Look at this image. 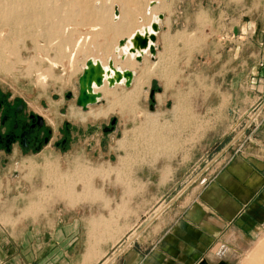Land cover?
Listing matches in <instances>:
<instances>
[{
  "label": "crops",
  "instance_id": "crops-1",
  "mask_svg": "<svg viewBox=\"0 0 264 264\" xmlns=\"http://www.w3.org/2000/svg\"><path fill=\"white\" fill-rule=\"evenodd\" d=\"M148 1L149 18L139 17ZM80 2L77 41L80 44L82 39L81 44L85 45L89 40L92 44L83 49L85 65L88 60L103 65L102 59L108 64L113 50L119 53L120 41L141 32L138 21L145 28L152 24L153 17L162 15L154 43L155 56L145 54L141 62H135L206 65L214 44L220 49L221 66H228L229 51L236 49L240 76L256 84L254 91L258 95L254 98L259 103L254 114L262 112L263 116L256 131L248 135L247 122L242 134L227 144L225 152L241 139L243 151L232 155L199 187L163 204L159 213L140 224L130 220V228L118 240L110 233L118 225L124 226L125 221L112 213L113 199L123 192L106 187L99 190L100 197L75 201L74 195H82V191L38 190L35 184L48 179L42 171H0V264H101L127 235L131 238L106 264H232L264 231V0H94L91 7L86 9L84 5L82 11ZM209 2L216 4L208 7ZM81 17L85 19L82 32ZM111 23L119 28L114 30ZM104 142L98 143L94 136L79 140L68 154L55 157L56 151L48 150L50 158L62 161L61 172L74 176L77 163L100 161V153L107 166L110 158L106 154L112 148Z\"/></svg>",
  "mask_w": 264,
  "mask_h": 264
},
{
  "label": "rangeland",
  "instance_id": "rangeland-1",
  "mask_svg": "<svg viewBox=\"0 0 264 264\" xmlns=\"http://www.w3.org/2000/svg\"><path fill=\"white\" fill-rule=\"evenodd\" d=\"M46 1L47 4L51 2V5L48 4L50 10L58 7L52 10L54 14L58 12L54 15V19L48 21L49 24L52 22L50 25L60 26L57 33L52 29L46 35L43 26L32 29H13L11 26V30L9 27L0 26V59L10 66L8 71L0 68V90L21 98L30 109L42 113L55 130L53 143L61 137L59 130L63 128L65 122H69L70 127L77 126L79 129L89 123L98 126L102 122L109 123L112 118H116V131L113 134L107 135L98 129L94 135L85 137L86 140L94 136L98 143L104 140L109 144L112 149L106 154V157L110 158L107 166L103 163L104 154L100 153L101 158L97 159L100 161L94 159L92 163L80 162L74 167L75 171L78 168L107 169L109 172H103L109 175L93 172L90 176L89 174L82 176L73 172L74 176L66 177L64 172H61L64 170L62 161L50 158L49 150H44L39 156L22 157V159L20 152L17 151L1 170L42 171L47 175L46 166L51 163L57 174L49 176L46 183H36L35 186L38 190L44 188L55 192L56 188L58 189L55 184L57 180L67 182L66 184L71 185V190L84 193L75 194L76 201H85L88 196L100 197L101 193L98 190L106 187L123 192L117 193L116 199H113L115 209L112 213L117 215L118 219L125 221L124 226L118 225L117 229L110 233L111 237L118 240L130 228V220L140 224L146 217L159 213L164 207L163 204L199 187L209 180L217 169L227 163L232 155L243 151L244 147L240 146L243 143L241 139L225 152L227 144L242 134L247 122L249 129L246 135L256 131L255 126L261 122L263 113L254 114L259 103L255 102L254 98L256 84L252 79L246 82L245 78L240 76L242 72L239 70L240 62L236 58V49L229 51L228 66H221L220 49L217 50L214 44H212V57L206 65L158 66L152 64L150 60L141 65L131 59L130 62L134 64L131 68L137 73L134 86L126 88L118 85L108 88L106 85L108 96L105 97L102 93L100 103L90 106L86 111L105 108L111 94L121 95L123 92L134 91L139 88V80L146 78L148 82L140 89L141 96L135 105L137 110L132 111L135 114L119 112V108H116V111L104 118H88L85 121L73 118L72 111L86 112L76 106L75 97L78 95V78L85 64L83 49L92 44L88 40L83 45L82 39L78 44L79 2L77 0ZM93 3L94 0H86V3L81 0V11L84 5L87 9ZM215 4L209 2L208 7ZM149 14L151 7L148 1L143 13H139V17L149 18ZM84 20L80 18L81 32L84 28ZM141 24L138 21L137 27L141 28ZM89 26H85L86 30ZM79 45L81 52H78ZM72 54H75L74 61L70 60ZM53 61L57 63L55 67L50 64ZM144 74L146 77L143 76ZM151 91H154L153 100L149 98ZM68 92L72 93L73 99L66 98ZM151 105L153 109L150 108ZM66 110L67 113L64 114ZM145 114L153 118L157 117L159 126L162 125L160 134L163 135L160 139L157 138L158 141L161 140L160 142H154L153 138L150 140L151 135L147 134L148 131L143 133L144 136L147 135L146 137L142 135L143 130L140 133V123L144 121ZM78 138L81 141L84 139L81 134H78ZM100 148L102 149L101 145ZM60 154L56 152L53 157ZM28 159L33 169L29 167ZM84 184H89L93 192L91 193L90 189L85 195ZM68 185L65 188H68ZM143 214L145 216H142ZM263 236L264 231L252 243L251 248L232 264H242ZM129 238L130 235H127L119 241L111 255H108L101 264H106Z\"/></svg>",
  "mask_w": 264,
  "mask_h": 264
},
{
  "label": "bare ground",
  "instance_id": "bare-ground-1",
  "mask_svg": "<svg viewBox=\"0 0 264 264\" xmlns=\"http://www.w3.org/2000/svg\"><path fill=\"white\" fill-rule=\"evenodd\" d=\"M52 1V0H51ZM79 2V0H77ZM76 1V2H77ZM51 5V2L48 3ZM47 4V1L46 0H0V26L1 27H9V29L12 28L13 29H32V27H36V26H40V27H44V32L46 33H49L50 30L54 31V32H58V28L60 26H56V25H50L52 24V22L49 24L48 21L50 19H54V15H56V13H58L56 10V13L54 14L52 10H54L55 8H58V7H55L54 9H51L50 10V7H48L49 5ZM136 4V3H135ZM138 4V3H137ZM79 5V3H78ZM128 6V5H127ZM54 7V6H53ZM130 7V6H129ZM133 8V7H132ZM135 8V7H134ZM138 8V7H136ZM93 9V8H92ZM166 9V7H165ZM130 10V9H129ZM155 10V9H154ZM160 10V8H159ZM162 10V9H161ZM160 10V11H161ZM164 10V9H163ZM128 11V10H127ZM135 11V10H134ZM157 11V10H156ZM129 12V11H128ZM127 13V12H126ZM62 15V14H61ZM124 15V13H123ZM150 15V14H149ZM125 16V15H124ZM132 16V14H131ZM53 17V18H51ZM57 17V16H56ZM124 18V17H123ZM126 18V17H125ZM148 18V17H147ZM156 17H153L152 19L154 20ZM134 19V18H133ZM125 20V19H124ZM144 20V19H143ZM142 20V21H143ZM156 20V19H155ZM145 21V20H144ZM147 21H149V19H147ZM122 22V21H121ZM124 22V21H123ZM146 22V21H145ZM101 24V22H99ZM126 23V22H125ZM124 23V24H125ZM130 23V22H129ZM55 24V23H54ZM105 24V23H104ZM108 23L106 22V25ZM112 24V23H111ZM123 24V26H124ZM132 24V22H131ZM102 25V24H101ZM115 25V24H112V26ZM119 25V24H118ZM122 25V24H120ZM128 25V24H127ZM145 25V24H144ZM150 25L151 23H148L145 27H148L150 28ZM47 26V27H45ZM103 26V25H102ZM105 26V25H104ZM122 26V29L124 28ZM129 26V25H128ZM99 27V26H98ZM97 27V28H98ZM109 27V24L108 26ZM111 27V26H110ZM114 27V26H113ZM112 27V28H113ZM115 27H118V26H115ZM115 27H114V30H115ZM127 27V26H126ZM133 27V26H132ZM131 27V29H132ZM140 31L142 32L144 26H140ZM97 28H94L97 30ZM119 28V27H118ZM121 28V27H120ZM130 28V26H129ZM139 29V28H138ZM2 30V29H1ZM11 30V29H10ZM57 30V31H56ZM103 30V29H102ZM105 30V29H104ZM113 30V31H114ZM118 29L116 28V31ZM121 30V29H120ZM24 31V30H23ZM51 31V32H52ZM112 31V33H113ZM2 32V31H1ZM4 32V31H3ZM21 32V31H20ZM53 32V33H54ZM110 32V30H109ZM121 32V31H120ZM118 32V33H120ZM123 32V31H122ZM125 32V31H124ZM102 33V32H101ZM111 33V34H112ZM115 33V32H114ZM113 33V35H114ZM51 34V33H50ZM109 34V33H108ZM124 35L127 34V33H123ZM7 35V34H6ZM97 35V34H96ZM119 35V34H118ZM112 36V35H111ZM114 36H117V35H114ZM7 37V36H6ZM5 38V37H4ZM3 38V39H4ZM114 39V37H112ZM77 42V41H76ZM110 43V42H109ZM7 44V43H6ZM104 44V43H103ZM106 45V44H105ZM104 45V46H105ZM78 46V45H77ZM76 46V48H77ZM100 46V45H99ZM102 45V48L104 47ZM96 48V47H95ZM94 48V50H95ZM99 48V47H97ZM101 48V47H100ZM101 48V49H102ZM106 49V48H105ZM76 50V49H75ZM106 51V50H105ZM110 51V50H109ZM108 51V52H109ZM100 52V51H98ZM102 52V51H101ZM104 52V51H103ZM72 53V52H71ZM124 53H127V51H122L120 50L119 53L117 52H114L113 50V54L112 55V61L114 63V68L115 69H118V70H130L132 71L133 73L135 72L131 67L134 65L133 63L130 62L131 59H135V56H131V55H128L126 54V58L125 60H122L120 57L124 54ZM88 54V53H87ZM91 54V53H89ZM94 54V53H93ZM106 54V53H104ZM112 54V53H111ZM110 54V55H111ZM148 54V53H147ZM74 55L75 54H72L70 55V60L71 61H74ZM103 55V53H102ZM76 57V56H75ZM89 57V56H88ZM93 57V56H92ZM96 57V56H95ZM94 59H97V58H94ZM104 60V61H102ZM101 61L104 62L103 66L104 67H107V61L105 59H102ZM119 60V61H118ZM52 61V60H51ZM50 61V62H51ZM0 68L3 69V70H10V66L3 63L2 60L0 59ZM51 66L55 67V65L57 64L55 61H53L52 63H50ZM70 65V64H69ZM84 67H85V64H84ZM84 67L82 68V71L84 69ZM135 74V73H134ZM40 76V75H39ZM42 76V75H41ZM143 76L146 77V75L144 74ZM143 78V77H142ZM141 78V79H142ZM38 79V78H37ZM41 79H45V77H41ZM146 82H148L146 80V78H143L141 81L139 80L138 82V85H139V88L138 89H135L134 91H127V92H123L121 95H117V94H111V98L107 99V102H108V105L105 107V108H101L99 109L98 111H94V110H89L87 112H75V111H72L71 112V117L73 118H79L80 120L82 121H85L87 120L88 118H94V119H99V118H104L106 116H108L111 112H114V110L116 111V108L118 109L119 108V112H132L133 110H137V108L135 109V105H136V102L137 100L140 98L141 96V92H140V89L143 88L146 84ZM134 84V83H132ZM106 85L108 87V84L107 82H105L104 86L101 87V88H98L96 89L95 91H98V92H101V94L103 93V95L105 97L108 96L109 93H107V89H106ZM118 86V85H116ZM110 88V87H108ZM114 88V87H113ZM110 92V91H108ZM122 92V91H121ZM113 93V92H112ZM136 112V111H135ZM133 114H135L134 112H132ZM144 121H142L140 123V127H139V131L141 133V131L143 130L142 132V135L144 133V131H148L147 134H150L151 138H153V141L157 143V138L159 137V139L162 137L163 134H160L162 132H160V129L162 128V125L159 126L158 124V120H157V117L156 118H153L151 116H147V114L144 115ZM139 126V125H138ZM137 126V127H138ZM141 135V136H142ZM146 135V134H145ZM161 135V136H160ZM144 136V135H143ZM147 136V135H146ZM144 136V137H146ZM149 136V135H148ZM125 141V140H123ZM161 141V140H160ZM158 141V142H160ZM121 143V142H120ZM124 143V142H122ZM120 145V144H119ZM122 147V146H120ZM125 163V162H124ZM101 165V164H100ZM29 167L31 169H33V166L30 164ZM46 168H48L47 170V175L48 177H52L54 175H56L57 173L55 172V167L50 163L46 166ZM94 170V169H93ZM92 169H76L75 173L77 174H82V176H85L86 174H90L92 175V173L94 172L95 174L98 172L99 174L106 176V175H109V173H104V172H109V170H104V169H100V170H94L93 171ZM46 171V170H45ZM104 171V172H103ZM52 172H55V173H52ZM65 173V172H64ZM52 174V175H51ZM67 177V176H66ZM82 180V179H81ZM67 183V182H66ZM66 183H63L61 181H56L55 184L56 186L58 187V189L56 188V191H61L64 187V189H69L70 192H71V185L69 184H66ZM53 184V183H52ZM62 185H64L63 187H61ZM66 185H68V188H65ZM61 187V188H60ZM74 188V187H73ZM83 190L85 191V195L86 193L91 189L89 184L88 185H83ZM63 189V191H64ZM91 193L93 192V190L91 189L90 190ZM99 191V190H98ZM97 192V190H96ZM73 194V193H72ZM71 194V195H72ZM84 194V193H83ZM89 194V193H88ZM74 195V194H73ZM84 195V197L86 198V196ZM75 196V195H74ZM72 197V196H70ZM82 197V196H81ZM103 198V197H102ZM79 200V199H78ZM86 200V199H85ZM76 201V200H75ZM81 201V200H80ZM255 246V245H254ZM253 248V247H252ZM242 264H264V236L258 240V243L256 244L255 248L252 250L251 254L247 256L246 259L243 260Z\"/></svg>",
  "mask_w": 264,
  "mask_h": 264
},
{
  "label": "flooded vegetation",
  "instance_id": "flooded-vegetation-1",
  "mask_svg": "<svg viewBox=\"0 0 264 264\" xmlns=\"http://www.w3.org/2000/svg\"><path fill=\"white\" fill-rule=\"evenodd\" d=\"M69 93L66 98L73 99L72 93L67 97ZM63 113H67V110ZM113 120L114 118L109 123L102 122L98 126L89 124L79 129L77 126L70 127L69 122H65L59 130L61 137L53 143L55 130L48 119L39 111L30 109L21 98L0 90V171H3L1 167L6 166L17 151L20 152V159L39 156L48 149L65 155L79 142L78 134L84 137L82 141L86 135H94L98 129L107 135L113 134L117 125V121L113 123Z\"/></svg>",
  "mask_w": 264,
  "mask_h": 264
},
{
  "label": "water",
  "instance_id": "water-1",
  "mask_svg": "<svg viewBox=\"0 0 264 264\" xmlns=\"http://www.w3.org/2000/svg\"><path fill=\"white\" fill-rule=\"evenodd\" d=\"M156 19V20H155ZM150 28L145 27L142 32L135 33L130 39L119 42L117 51H127L120 58L125 60L126 54L135 56L137 62H141L145 54L155 56L156 34L160 31L159 21L163 19L162 15L156 17ZM134 79V73L130 70H118L114 68V63L110 59L107 67H104L99 61L88 60L78 78V95L76 97V106L86 111L90 106L100 103L101 92L95 91L104 86L107 82L108 87L113 88L116 85H123L126 88L131 87ZM71 93L67 95L69 98ZM149 98L153 100L154 91L150 92ZM153 109V105L150 106ZM116 122L114 118L113 123Z\"/></svg>",
  "mask_w": 264,
  "mask_h": 264
},
{
  "label": "built area",
  "instance_id": "built-area-1",
  "mask_svg": "<svg viewBox=\"0 0 264 264\" xmlns=\"http://www.w3.org/2000/svg\"><path fill=\"white\" fill-rule=\"evenodd\" d=\"M261 66H264V59L261 61Z\"/></svg>",
  "mask_w": 264,
  "mask_h": 264
}]
</instances>
